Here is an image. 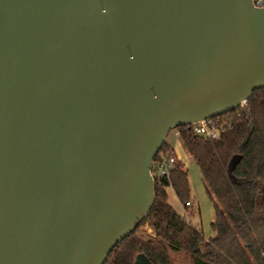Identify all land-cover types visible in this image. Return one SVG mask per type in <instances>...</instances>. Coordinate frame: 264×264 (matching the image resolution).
<instances>
[{
  "label": "water",
  "instance_id": "95a60500",
  "mask_svg": "<svg viewBox=\"0 0 264 264\" xmlns=\"http://www.w3.org/2000/svg\"><path fill=\"white\" fill-rule=\"evenodd\" d=\"M261 89L264 0H0V264H105L170 132Z\"/></svg>",
  "mask_w": 264,
  "mask_h": 264
},
{
  "label": "trees",
  "instance_id": "16d2710c",
  "mask_svg": "<svg viewBox=\"0 0 264 264\" xmlns=\"http://www.w3.org/2000/svg\"><path fill=\"white\" fill-rule=\"evenodd\" d=\"M212 120L229 125L217 140L188 127L177 130L214 204V235L207 239L169 204L168 188L184 205L191 202L189 174L178 166L169 179L154 177L153 208L105 264H175L172 256L181 254L189 264H264V89L253 92L244 106ZM166 147L155 162L163 159ZM237 155L241 161L230 174V162ZM144 226L153 233L143 236Z\"/></svg>",
  "mask_w": 264,
  "mask_h": 264
},
{
  "label": "rangeland",
  "instance_id": "374dc122",
  "mask_svg": "<svg viewBox=\"0 0 264 264\" xmlns=\"http://www.w3.org/2000/svg\"><path fill=\"white\" fill-rule=\"evenodd\" d=\"M258 1V0H256ZM167 147L165 148L163 155L169 156L175 154L176 157L185 165L186 170L189 174L191 193L190 199L194 203L193 208H185L184 203H182L175 191H168V201L169 204L183 217L186 218L193 227L201 229L204 236L209 239L214 235L212 228V223L215 219V209L214 204L211 201L205 185L202 180V176L198 166L187 154L183 143L179 137L177 129L170 132L167 142ZM152 230L148 226H144L141 229V234L147 236V234H152ZM175 264H189L190 259L184 254L178 256H172Z\"/></svg>",
  "mask_w": 264,
  "mask_h": 264
},
{
  "label": "built area",
  "instance_id": "2783aa9c",
  "mask_svg": "<svg viewBox=\"0 0 264 264\" xmlns=\"http://www.w3.org/2000/svg\"><path fill=\"white\" fill-rule=\"evenodd\" d=\"M228 128L229 125L227 123H219L212 119L191 126V130L195 134L208 140L219 139ZM178 166L186 169L185 165L179 161L175 154L169 156L163 155L162 160L154 162L153 164L154 177L156 176L159 180L169 179L171 172ZM193 207L194 203L192 201L185 204V208Z\"/></svg>",
  "mask_w": 264,
  "mask_h": 264
},
{
  "label": "crops",
  "instance_id": "0c3cea01",
  "mask_svg": "<svg viewBox=\"0 0 264 264\" xmlns=\"http://www.w3.org/2000/svg\"><path fill=\"white\" fill-rule=\"evenodd\" d=\"M180 161V160H179ZM170 190H172V191H174L172 188H168L167 189V193H168V191H170ZM169 195V194H168ZM182 216V215H181Z\"/></svg>",
  "mask_w": 264,
  "mask_h": 264
}]
</instances>
